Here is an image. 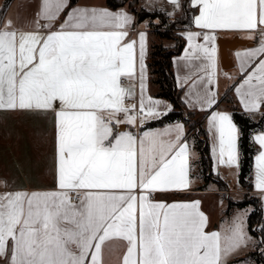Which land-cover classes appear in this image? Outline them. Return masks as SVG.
I'll list each match as a JSON object with an SVG mask.
<instances>
[{"label":"snow or ice","instance_id":"snow-or-ice-1","mask_svg":"<svg viewBox=\"0 0 264 264\" xmlns=\"http://www.w3.org/2000/svg\"><path fill=\"white\" fill-rule=\"evenodd\" d=\"M67 4L42 0V13L55 20ZM193 4L202 6L195 22L203 29L264 25V0H259V21L257 0ZM129 21L123 12L80 8L71 9L59 30L47 35L9 31L10 21L0 29V109L60 105L57 190L0 194V257L11 241L9 264H101L102 244L112 235L129 243L123 264H218L219 234L204 231L206 217L198 202L165 205L145 194L188 186L187 145L153 138L149 151L158 146L159 154L149 164L144 138L137 150L136 137L114 131V125L136 119L128 114L135 106L125 104L130 93L122 85V78L135 73L136 42L124 43L128 33L122 30ZM200 47L212 61L215 49ZM144 49L145 34L140 33L142 80ZM259 51L264 52V43ZM245 85L244 95L250 98L245 108H258V101L264 100V59L237 92ZM214 102L209 100V105ZM121 113L126 120L119 119ZM147 115L156 113L149 108ZM210 123L219 133L221 156L227 152L228 163H235L236 127L230 117L213 113ZM150 135L144 133L145 138ZM255 139L264 149V134ZM172 151L175 154L166 159L165 153ZM257 170L256 186L264 189V151L257 157ZM136 189L141 190L139 197L131 194Z\"/></svg>","mask_w":264,"mask_h":264},{"label":"crops","instance_id":"crops-1","mask_svg":"<svg viewBox=\"0 0 264 264\" xmlns=\"http://www.w3.org/2000/svg\"><path fill=\"white\" fill-rule=\"evenodd\" d=\"M5 0H0V12ZM60 12L55 20H48L42 13V0H11L6 10L0 17V29H3L7 22H11L9 31L36 32L47 35L50 32L59 30L61 24L67 19L71 9H107L112 13H126L130 21L122 29L128 33L124 43L135 41V73L131 78H122V85L130 93L125 98V104L134 105L136 110H141L143 101L144 110L141 116H136L134 123H121L114 125V131L130 133L137 139V150L139 141L144 138L145 159L151 164L152 156L159 154L157 146L155 152L152 148L151 139L187 145V179L186 188H169L165 190H145L148 199L152 202H162L165 205L191 204L198 202V210L206 217L204 231L206 233H218L220 244V258L218 264H255L256 252L254 242L251 240L248 229V217L237 226L233 219L226 220L222 214L226 208L225 201L219 205L216 198L219 194L227 200L233 198V194L246 193L247 190L239 184V137L240 130L235 123L224 97L231 94L237 100L240 107L259 116L264 111V100L258 101L256 109L245 108V103L250 100L244 94L248 91L245 85L237 92L248 75L261 59H264V52L259 51L264 43V25L257 22L255 29H203L197 26L195 20L200 15L201 5L190 6L197 8L193 17L192 26H183L178 33L183 37L185 44L183 50L173 57V69L176 75L178 86L182 89V96L189 108L198 110L204 114V126L209 134L211 155L213 159V171L227 183V189L213 188L218 194L211 193V190L194 189L193 169L194 163L200 167L199 153L188 141V128L182 121H173L160 126L142 129V126L151 120L157 119L170 111L173 107L171 101L164 97L154 96L151 92L150 72L148 66L150 39L152 28L150 24L139 22L136 13L128 5L120 8H111L107 0H79L74 6ZM183 0H140L139 6L148 10L161 9L171 15L182 8ZM257 21H259V0H257ZM48 25V27H45ZM112 30V29H102ZM140 33L145 34L144 49V72L143 80L140 71ZM189 34H193L189 39ZM198 34V35H196ZM205 35L213 39L205 40ZM235 41L232 48L227 49L230 59V67L224 66L221 54V41ZM158 42L164 46L171 47L175 44L173 39H161ZM203 45L209 49H215L213 60L210 61L204 54ZM214 61V67L212 66ZM255 83V80H253ZM243 97V102H242ZM209 100L214 103L209 105ZM158 102V103H157ZM152 108L156 115H147V110ZM60 105L57 102L52 109L46 110H20L0 109V194L14 192H49L57 190V112ZM135 111V110H134ZM213 113L227 114L232 124L236 127V151L237 161L228 163L227 152L221 156L219 133L210 123ZM130 114V111L129 113ZM120 120H126L124 113L119 114ZM144 133H150L147 138ZM264 134V130L256 131L253 134L254 141L259 147L254 156L253 162V189L251 193L261 200L264 215V189L257 188V157L261 151V145L255 137ZM177 136L179 140L177 141ZM178 150V149H177ZM175 151L166 152V159H170ZM158 162V161H157ZM213 184H216L212 182ZM217 185V184H216ZM180 193L178 197L173 194ZM131 194L139 197L141 190H133ZM154 196L151 198V196ZM235 199V198H233ZM237 200V199H236ZM239 200V199H238ZM77 202V201H73ZM239 237V240L237 239ZM129 247L128 241L122 236L112 235L106 239L101 248V264H123ZM264 256V246L257 250ZM11 256V241L9 250L5 256L0 257V264H9ZM90 259V256H89Z\"/></svg>","mask_w":264,"mask_h":264},{"label":"trees","instance_id":"trees-1","mask_svg":"<svg viewBox=\"0 0 264 264\" xmlns=\"http://www.w3.org/2000/svg\"><path fill=\"white\" fill-rule=\"evenodd\" d=\"M78 1L70 0L65 12ZM188 1L183 0L182 8L184 15L170 22V16L167 12L161 9L148 10L140 7V0H107V4L114 9L128 5L136 13L139 22L148 16L154 20L148 59L151 92L154 96L169 99L173 107L159 118L146 122L142 126V129L160 126L173 121L184 122L188 128V141L199 153L198 163L205 180L216 183L219 189L224 190L227 189V183L213 171V159L209 134L204 126V114L188 107L183 99L182 89L177 84L173 69V57L183 50L185 44L178 30L185 25L192 26L193 17L197 13V8L190 6ZM10 2L11 0H5L0 17ZM162 25L165 26L162 27ZM161 39H173L175 44L171 47L164 46L158 42ZM224 102L227 103L228 109L240 130L239 184L247 190L245 195H250L249 200H234L233 198H229L228 207L230 208L233 205L239 207L251 205L253 207L248 214V229L251 234L261 239L260 246H264V215L262 204L261 200L251 193L253 189L254 156L259 150L258 145L254 141L253 134L256 131L264 130V111L259 116H254L252 113L243 110L231 94H227L224 97ZM178 196H180V193L172 195V197ZM254 254L256 255L255 264H264V256L259 252H255Z\"/></svg>","mask_w":264,"mask_h":264},{"label":"rangeland","instance_id":"rangeland-1","mask_svg":"<svg viewBox=\"0 0 264 264\" xmlns=\"http://www.w3.org/2000/svg\"><path fill=\"white\" fill-rule=\"evenodd\" d=\"M184 15V10L183 8L173 12L170 16L169 22L172 21L173 19H178L181 18ZM159 22V20H157ZM165 25H162L164 27ZM131 115V114H129ZM193 188L194 189H199V190H211V193L218 194V191L214 190L213 188H216L218 185L213 184L212 182H208L205 180L201 169L199 166L196 165V162L194 163V169H193ZM219 187V186H218ZM234 200H249L250 195L249 194H244V193H237L232 195ZM216 200V202L222 204L223 200L225 201L226 208L222 214V217L227 220L233 219L234 223L239 226L240 222L244 220L246 217H248L249 212L253 208L251 205L247 207H239L237 205H233L232 207H228L227 200L224 198L222 195H218L216 198H213ZM225 219V220H226ZM251 240L254 242V248L257 252L258 248L261 245V239L259 237L254 236L249 232Z\"/></svg>","mask_w":264,"mask_h":264},{"label":"water","instance_id":"water-1","mask_svg":"<svg viewBox=\"0 0 264 264\" xmlns=\"http://www.w3.org/2000/svg\"><path fill=\"white\" fill-rule=\"evenodd\" d=\"M235 44V41H230V40H222L221 41V54H222V58H223V62H224V66L226 68L230 67V59L228 58L227 55V49L228 48H232L233 45Z\"/></svg>","mask_w":264,"mask_h":264},{"label":"built area","instance_id":"built-area-1","mask_svg":"<svg viewBox=\"0 0 264 264\" xmlns=\"http://www.w3.org/2000/svg\"><path fill=\"white\" fill-rule=\"evenodd\" d=\"M141 22H145L147 24H150L151 28L154 29V27L152 26V24L154 23V20L151 17H149V16L145 17V18H143V20ZM129 111H130L131 115L141 116L143 114V111L136 110L135 107L130 108ZM153 197L154 196L152 195L151 198H153ZM73 201H77V198L75 196H73Z\"/></svg>","mask_w":264,"mask_h":264}]
</instances>
